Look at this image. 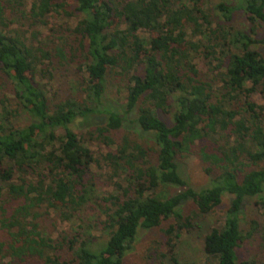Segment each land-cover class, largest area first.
Masks as SVG:
<instances>
[{
  "label": "trees",
  "instance_id": "1",
  "mask_svg": "<svg viewBox=\"0 0 264 264\" xmlns=\"http://www.w3.org/2000/svg\"><path fill=\"white\" fill-rule=\"evenodd\" d=\"M52 13L73 21L75 45L54 54L10 30L15 19L45 29ZM53 54L85 75L77 97L48 96ZM0 75L9 91L0 99V264H125L141 233L166 223L162 264H258L239 250L252 240L264 252V106L253 100L264 96V0H0ZM110 76L125 81V103L108 96ZM93 117L113 186L95 201L101 235L55 240L42 220L56 212L76 223L93 201L98 161L73 130ZM201 142L213 146L198 152L211 180L195 189L179 160ZM227 194L202 259L183 257L194 228L184 205L212 214ZM248 200L260 217L247 227Z\"/></svg>",
  "mask_w": 264,
  "mask_h": 264
},
{
  "label": "rangeland",
  "instance_id": "2",
  "mask_svg": "<svg viewBox=\"0 0 264 264\" xmlns=\"http://www.w3.org/2000/svg\"><path fill=\"white\" fill-rule=\"evenodd\" d=\"M17 20L15 24L11 25L10 30H18L22 32H27L28 36L31 38H37L38 44L43 43L48 50H54L56 48H62L64 45H75L74 37L68 33V27L73 25V21H69L63 16H58L57 14H49L47 16L48 25L45 29H38L37 27H32L26 20ZM243 20H241L242 22ZM34 35V37H33ZM55 54V53H54ZM53 54V59L47 62L48 68L51 70L52 76L45 73L44 84L46 86L48 96L55 103L67 98L80 94V78L85 75H81L78 70L77 63H73L67 60L61 61L56 58ZM200 69L203 71L204 63L200 61ZM6 80L0 75V99L3 98L5 94H9L4 89ZM125 87L126 83L119 77L110 76L107 83V93L108 96L113 101H119L125 103ZM253 100L260 106H264V96L261 94H256ZM100 118H89L82 119L81 122L83 128L79 126H74L73 130L79 135V137L87 142L89 148L93 152L95 159L98 161L91 173V178L95 183L93 187V192L90 201L84 206L82 210L81 219H78L76 223H63L60 221L59 215L56 212H52L51 215L47 216L42 220V224L48 234L52 236L55 240L62 241L64 238L73 239L76 234L80 233L83 236L90 234L92 236H100L101 233L96 231L95 223H97L102 216L101 206L96 204V200L101 199L104 195L111 192L113 186L110 182L111 172L110 169L103 162V157L109 149L106 147L104 142L99 138L98 135L94 134L96 121L98 122ZM90 127V128H88ZM134 128V127H130ZM122 132L115 133V137L119 138L126 130H121ZM135 138L138 134L133 131ZM203 147H213L210 142H201L193 150L192 155L187 156L184 159H180L179 163L183 173L188 179L190 185L195 189H201L207 186L210 182V176L207 175L206 169L207 165L198 157L199 149ZM90 177V175H89ZM92 185V184H91ZM177 190H173L176 192ZM233 196L227 194L223 198V203L220 208H218L214 213L208 215H202L198 212L196 206L192 202H188L184 205V216L191 218V223L194 224V228L191 233L186 234L183 238L185 242L181 245V254L183 257L188 259H202V242L204 235L207 234L213 227L224 222V210H227L231 206V200ZM254 200H248L244 208L243 218L245 220V225L249 223L250 219H256L260 217V212L254 205ZM248 221V222H247ZM92 226V230L89 228ZM169 226V223L164 224L162 227L152 230L150 232H143L139 237V240L133 249V251L126 257L125 264H162V258L160 253L167 252L164 249L156 251L158 248V243H161L164 239V230ZM248 227V225H247ZM61 255L64 259L68 260L71 257L69 253V247L66 244L65 248H62ZM239 255L242 260L255 258L258 264H264V252H262L254 241H247L240 250ZM36 263H38L36 261ZM34 260H28L21 264H36ZM167 264V260L164 261Z\"/></svg>",
  "mask_w": 264,
  "mask_h": 264
}]
</instances>
